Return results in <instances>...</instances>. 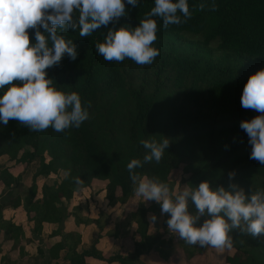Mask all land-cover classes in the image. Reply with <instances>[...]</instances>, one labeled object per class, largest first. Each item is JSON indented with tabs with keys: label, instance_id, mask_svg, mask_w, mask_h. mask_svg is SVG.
I'll list each match as a JSON object with an SVG mask.
<instances>
[{
	"label": "trees",
	"instance_id": "16d2710c",
	"mask_svg": "<svg viewBox=\"0 0 264 264\" xmlns=\"http://www.w3.org/2000/svg\"><path fill=\"white\" fill-rule=\"evenodd\" d=\"M124 3L126 15L102 25L91 36L81 37L79 29L57 27L59 35L73 41L78 55L72 60L65 54L57 65L45 70L46 79L66 94L78 93L82 107L89 112L88 120L63 133L51 127L32 131L14 119L7 125L0 122V156L24 166L38 159L40 172L47 175L40 187L34 182L25 200V209L33 213L37 224L58 222L71 214L66 202L81 192L77 177L84 181L85 189L100 186L108 204L124 203L134 193L127 164L132 159L143 162L146 154L142 139L169 140L160 163H144L135 170L142 177L158 178L169 189L175 181L171 172L180 168V183L185 187L198 188L208 182L213 191L221 187L232 191L230 185L234 184L249 199L264 190V164L250 159V138L240 127L242 122L264 115L241 105L248 79L264 70V0H188L191 19L167 28L162 18L152 17L157 21V40L151 46L160 55L151 65L143 66L129 58L109 62L96 51L95 45L103 43L110 30H134L155 6V0H139L136 7L127 0ZM201 3L206 5L203 11L198 7ZM78 18L79 10L74 9L73 19ZM39 30L51 47L49 34L42 27ZM27 32L32 47L37 43L35 29ZM186 34L201 38L186 41ZM213 41L225 59L208 57L202 51ZM184 44L188 47H181ZM13 85L23 86L13 81L0 89V97ZM233 172L235 176L230 179ZM50 174L55 179L52 186L46 184ZM39 191L40 196L34 197ZM8 205L18 207L19 197H11ZM151 206H139L131 214L138 232L132 260L154 244L170 242L162 239L163 234L171 232L166 226L147 232L146 214ZM188 207L191 215L198 214L190 199ZM156 217L165 224L168 220L162 215ZM200 219L211 217L205 214ZM229 235L233 252L225 256L226 264H264V233L253 237L234 229ZM65 242L64 238L63 243L50 247L51 258L58 257ZM87 257L126 261L119 255L105 257L95 248L78 252L72 246L69 264H86Z\"/></svg>",
	"mask_w": 264,
	"mask_h": 264
},
{
	"label": "clouds",
	"instance_id": "9594fccd",
	"mask_svg": "<svg viewBox=\"0 0 264 264\" xmlns=\"http://www.w3.org/2000/svg\"><path fill=\"white\" fill-rule=\"evenodd\" d=\"M136 7L139 0H127ZM201 11L206 5H198ZM74 9L79 10L78 21L73 19ZM51 10V14H48ZM211 10H216L213 4ZM179 13V14H178ZM124 0H0V89L12 85L13 81L22 82L23 86H11L0 97V122L7 125L14 119L29 127L32 131H44L51 127L63 133L72 127L79 128L89 119L87 108L82 107L81 97L76 92L64 93L53 87V82L46 79V69L57 65L67 54L72 60L77 58L76 45L71 39L57 33V27L65 26L79 29L81 37L91 36L102 25L118 21L125 16ZM160 17L164 28L170 24L180 25L192 17L188 0H155V6L140 26L134 30L121 28L110 30L103 43L95 45L96 51L106 61L123 62L125 58L138 65H151L160 55L152 47L157 40V21ZM183 17V19H182ZM42 27L50 36L52 46L41 34ZM35 29L37 43L30 47L27 30ZM241 105L264 113V70L252 75L244 87ZM91 107V103H88ZM70 109V110H69ZM240 127L249 136L252 145L250 159L264 164V115L244 121ZM146 150L143 162L132 159L127 164L133 192L144 200H154L161 205L162 214H169L166 221L169 230L189 245L211 247L219 251L231 250L233 239L229 233L234 229L253 237L264 233V190H259L247 197L242 189L230 185L232 191L223 187L211 190L208 182H202L198 188L184 187L181 193L170 196L168 184L158 178L141 176L135 170L144 163H160L169 140H140ZM235 173H229L230 179ZM80 191H84V181L75 178ZM189 199L198 210L193 216L188 212ZM223 213V215H221ZM207 214L202 227H194L197 220ZM225 217H227V222ZM154 223L156 216H151Z\"/></svg>",
	"mask_w": 264,
	"mask_h": 264
},
{
	"label": "crops",
	"instance_id": "0c3cea01",
	"mask_svg": "<svg viewBox=\"0 0 264 264\" xmlns=\"http://www.w3.org/2000/svg\"><path fill=\"white\" fill-rule=\"evenodd\" d=\"M40 167L38 159L24 166L15 164L7 156H0V264H69L68 254L72 246L78 252L95 248L105 257L119 255L126 259L125 262H107L87 257L86 264H217V258L223 254V251L215 248L189 245L178 234L166 232L162 239L170 241L169 244H154L137 260H132L133 241L138 238V232L136 220L131 214L139 206L154 204L146 214L148 233L162 226L169 229L161 218L154 223L150 220L153 213L163 217L159 203L144 200L134 193L124 203L108 204L102 189H85L79 197L75 195L66 202L70 215L58 222L37 224L32 219L33 213L25 209V200L29 198L28 190L34 182L40 187L46 180L47 175L40 172ZM184 187L183 183L173 185L175 191L173 194L170 189L171 198L175 199ZM37 196H40V191L34 197ZM11 197H19L18 207L8 205ZM188 212L191 215L190 207ZM200 218L194 227L203 226L205 219ZM64 238L66 242L59 250L58 257L51 258L50 247L59 241L63 243Z\"/></svg>",
	"mask_w": 264,
	"mask_h": 264
},
{
	"label": "rangeland",
	"instance_id": "374dc122",
	"mask_svg": "<svg viewBox=\"0 0 264 264\" xmlns=\"http://www.w3.org/2000/svg\"><path fill=\"white\" fill-rule=\"evenodd\" d=\"M185 36H186V39H185L186 41H197V40H199L201 38L199 35H188V34H186ZM181 47L187 48L188 46L184 44ZM216 47H217V42L213 41L206 47V49H202V51L205 52V55L208 56V57L225 59V55L222 54V52L219 49H217ZM62 176H64V173H62ZM170 176H171V179L175 180L173 182V184H171V186H170L171 192L174 194V191H175L174 188H176V187L174 186V188H173V185H177L178 186L180 184V181H181V178H182V170L180 168L175 169L174 171L171 172ZM54 183H55L54 175L49 177L48 181H46V184L48 186H52ZM99 187L100 186L97 185L95 187V189H98ZM134 206H135V204H134ZM129 208H130V206H129ZM169 216H170L169 214H165V215L163 214V218L164 219H168ZM158 218H157V220H158ZM232 252H233V249L224 250L223 254L217 258V260H216L217 264H224L225 256L227 254H229V253H232Z\"/></svg>",
	"mask_w": 264,
	"mask_h": 264
}]
</instances>
